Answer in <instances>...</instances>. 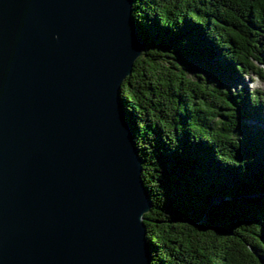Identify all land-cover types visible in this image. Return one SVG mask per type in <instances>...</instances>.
<instances>
[{
	"label": "water",
	"instance_id": "water-1",
	"mask_svg": "<svg viewBox=\"0 0 264 264\" xmlns=\"http://www.w3.org/2000/svg\"><path fill=\"white\" fill-rule=\"evenodd\" d=\"M133 3L0 0V264H151Z\"/></svg>",
	"mask_w": 264,
	"mask_h": 264
},
{
	"label": "trees",
	"instance_id": "trees-1",
	"mask_svg": "<svg viewBox=\"0 0 264 264\" xmlns=\"http://www.w3.org/2000/svg\"><path fill=\"white\" fill-rule=\"evenodd\" d=\"M133 16L147 46L121 95L151 264H264V91L224 84L264 82V0H135Z\"/></svg>",
	"mask_w": 264,
	"mask_h": 264
},
{
	"label": "rangeland",
	"instance_id": "rangeland-1",
	"mask_svg": "<svg viewBox=\"0 0 264 264\" xmlns=\"http://www.w3.org/2000/svg\"><path fill=\"white\" fill-rule=\"evenodd\" d=\"M204 75H207L204 73ZM217 83H219L217 81ZM225 87H230L232 91H238L242 90L244 88L248 89L249 94L254 97L255 93L258 91H264V82L256 76L254 73H246L243 75H240L236 78V80H228L225 81ZM260 126L264 127V124L261 122ZM221 198H216L213 203L219 204L221 203Z\"/></svg>",
	"mask_w": 264,
	"mask_h": 264
}]
</instances>
